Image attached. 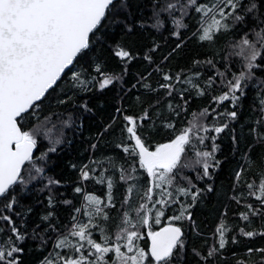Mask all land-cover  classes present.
Masks as SVG:
<instances>
[{
	"label": "snow or ice",
	"instance_id": "snow-or-ice-1",
	"mask_svg": "<svg viewBox=\"0 0 264 264\" xmlns=\"http://www.w3.org/2000/svg\"><path fill=\"white\" fill-rule=\"evenodd\" d=\"M192 38L211 55L173 64ZM110 88L111 110L85 136L82 117ZM77 139L72 198L60 199L53 188L68 182L45 165ZM45 180L46 200L22 204ZM97 185L101 195L88 190ZM213 197L205 232L196 211ZM232 205L245 226L229 222ZM254 237L264 239V0H0V264H264V245L233 250Z\"/></svg>",
	"mask_w": 264,
	"mask_h": 264
},
{
	"label": "trees",
	"instance_id": "trees-1",
	"mask_svg": "<svg viewBox=\"0 0 264 264\" xmlns=\"http://www.w3.org/2000/svg\"><path fill=\"white\" fill-rule=\"evenodd\" d=\"M137 3H141V0H133V5L135 6ZM144 4H147V0H143ZM150 8L145 7L143 15L148 16L150 15ZM153 34L155 35V32L153 31ZM168 35L167 31H164V36L166 37ZM158 39H160L159 36H157ZM227 37L221 36L219 40L217 41V47L222 48L224 46V42L226 41ZM169 44H173V40H169ZM209 46L203 42H197L195 38H192L188 41H186V45L183 49V51L180 53V56L178 59H173V64H187V62L192 59H204L205 55H211V52L208 51ZM103 55L107 56L109 55L107 51L103 52ZM232 70L233 71H239V57H233L232 58ZM112 63L115 65L118 63L115 59H113ZM221 66L218 64V67ZM118 70V69H117ZM211 75V73H208ZM257 75H260L259 72H257ZM254 83V81H253ZM115 89H109L107 92L104 93V96L101 97L104 100V107L98 106V100L93 99L92 103L94 105H97L96 109L92 113H85L82 119L84 120L85 124V132L84 135H88V129H95L101 122V120L104 119L111 110V105L114 102L115 98ZM252 96V90L249 89V97L248 99L251 100ZM196 103L203 105L207 103V98H204L203 100L197 101ZM195 107V104L193 105ZM245 107H248V101H245ZM67 131V129L65 130ZM221 146L224 148H227L228 145V139L227 137H223L221 141ZM46 144V142H45ZM85 145L81 144L79 142V139L76 141H73L72 144L65 145L63 147L62 152H58L55 154H49V158L47 160V163L45 165L46 167V176H52L56 179L63 181H67L68 183H62L61 185H57L53 188V191L56 193H64L65 195L59 197L60 199H71V182L76 179V173L69 167L70 163H80L81 162V153L83 152V148ZM227 154V153H225ZM35 155L39 156V152L35 151ZM86 158V154H85ZM219 158V154H218ZM235 164V161L229 160L227 164L224 165V171H221L220 174L216 177V183L218 185L220 184H228L227 175L228 172L231 171L232 166ZM43 183H46V180L43 182L38 183L37 181H32L29 185V188L31 189L28 192H25L22 196L21 203L22 204H36L37 201H45L46 197L48 195V192L45 190L43 192L39 191V189L43 186ZM74 186V185H73ZM89 191H94L95 194L101 195V189L100 186H96L95 189L92 187L88 188ZM215 203V198H211L209 201L206 202L205 206L198 207L196 211V219L197 222L201 224V228L208 232L211 230L212 227H214L215 224V213L213 211V205ZM236 209L235 205H232L230 207V210L228 212V218L229 222L235 225L239 226H245L238 218H233L232 212ZM41 211V208L39 205H36L34 212L32 214H29V219H35L36 215ZM69 210L67 208H63L62 212L67 213ZM207 225V227H205ZM261 226L260 222L258 220H254L252 227L259 228ZM246 230H251L250 228L246 227ZM34 243V242H33ZM196 245H199L201 242L199 240H196L194 242ZM248 244L249 246H261L264 245V239H261L260 237H254V238H241V244L239 247H234L233 250L235 251H243V245ZM27 264H30V262L33 259V255H27L25 257Z\"/></svg>",
	"mask_w": 264,
	"mask_h": 264
},
{
	"label": "water",
	"instance_id": "water-1",
	"mask_svg": "<svg viewBox=\"0 0 264 264\" xmlns=\"http://www.w3.org/2000/svg\"><path fill=\"white\" fill-rule=\"evenodd\" d=\"M36 150H34V152H35Z\"/></svg>",
	"mask_w": 264,
	"mask_h": 264
}]
</instances>
